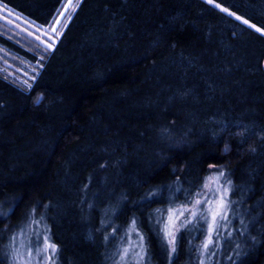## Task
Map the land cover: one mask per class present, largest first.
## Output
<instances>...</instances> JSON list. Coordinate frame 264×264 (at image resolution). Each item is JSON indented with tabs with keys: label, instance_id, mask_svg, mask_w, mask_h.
<instances>
[{
	"label": "trees",
	"instance_id": "1",
	"mask_svg": "<svg viewBox=\"0 0 264 264\" xmlns=\"http://www.w3.org/2000/svg\"><path fill=\"white\" fill-rule=\"evenodd\" d=\"M209 1L264 32V0ZM63 2L0 5L44 28ZM212 167L243 219L222 259L264 264V36L202 0H81L30 87L0 72V253L41 220L58 264H105L103 220L136 221L169 264L149 220Z\"/></svg>",
	"mask_w": 264,
	"mask_h": 264
},
{
	"label": "rangeland",
	"instance_id": "2",
	"mask_svg": "<svg viewBox=\"0 0 264 264\" xmlns=\"http://www.w3.org/2000/svg\"><path fill=\"white\" fill-rule=\"evenodd\" d=\"M202 1L237 19L235 15L215 3L209 0ZM80 2L81 0H64L53 21L44 28L32 25L0 5V34L6 36L11 42L16 43L24 50H28L36 60V63H28L0 48V72L14 84L22 88L30 87L38 71L40 61L45 54L53 49L70 20L68 17H72ZM61 13H64V15L61 16ZM58 20L60 21L59 24L56 23ZM237 20L264 36V32L248 23H244L241 19ZM54 27L55 32L52 31ZM48 44H52L53 47L49 48ZM225 188L228 190L225 197L228 203L227 219L220 221V226L213 236L214 243L205 251L203 244L207 239L210 217L209 220H205L203 216H206L207 213L203 210L209 206L208 201L215 200L223 195ZM230 194L231 184L225 177L224 170L212 167L204 178L200 189L191 198L180 202H170L169 205L171 206H167L163 212H155L156 214L149 221L163 249L166 263L170 264L181 237L185 240L184 264L227 263L228 257L225 256L223 260L221 253L225 250L224 247L227 246L226 242L235 247L237 246L235 243L229 242L233 240L235 234L240 232L239 226L243 221L240 213H238L239 209L236 202L233 203L230 199ZM197 199L205 201V203L196 206L195 201ZM196 207L199 208L201 214L193 217L191 210H195ZM182 209H189L190 211H186L184 216L176 221L175 251H172V246L165 236L164 228L168 222L169 213ZM102 229L105 236L103 242L105 245V264H152L147 253L145 236L136 221L129 223L124 229H119L107 220H103ZM45 237L52 243L46 225L41 220H29L7 241L0 253V264H58L56 246L55 252L51 249L47 252L40 251L38 253L37 251L44 247Z\"/></svg>",
	"mask_w": 264,
	"mask_h": 264
},
{
	"label": "snow or ice",
	"instance_id": "3",
	"mask_svg": "<svg viewBox=\"0 0 264 264\" xmlns=\"http://www.w3.org/2000/svg\"><path fill=\"white\" fill-rule=\"evenodd\" d=\"M64 13H61V16H63ZM70 19V17H68ZM237 19H240L237 17ZM57 24L60 23V21H56ZM244 23H247V21H244ZM66 26V25H65ZM53 32L56 31L55 27L52 29ZM39 39V37H37ZM48 47L51 48L53 47L52 44H48ZM42 98H37V103L40 102ZM227 189H224V194L219 196L217 199L208 201L207 203L209 204L208 207H206L203 211L207 213L206 216H203L205 220L210 221L208 223V228H207V239L205 243L203 244V249L207 251L209 247L214 243L213 236L216 233L217 229L220 226V221L226 220L227 219V208H228V203L225 199L227 195ZM201 203H205V201H201L197 199L195 201V205L199 206ZM186 211H190L189 209H182V210H174L169 213L168 217V222L165 224L164 232L165 236L168 238V243L172 246V251H175V229H176V221L180 219V217L184 216V213ZM198 214H201L200 210L198 207L195 208V210H191V215L193 217H196ZM135 230V229H133ZM142 239V237H141ZM49 249H51L53 252H55V245L50 243L47 240V237H45L44 240V247L42 249H38V253L40 251L47 252ZM127 252V250H125ZM203 264V262H201Z\"/></svg>",
	"mask_w": 264,
	"mask_h": 264
}]
</instances>
